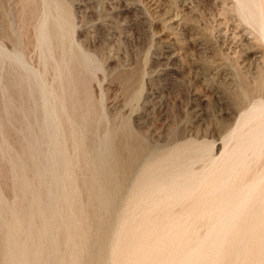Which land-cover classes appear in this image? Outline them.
Wrapping results in <instances>:
<instances>
[{
  "label": "rangeland",
  "instance_id": "1",
  "mask_svg": "<svg viewBox=\"0 0 264 264\" xmlns=\"http://www.w3.org/2000/svg\"><path fill=\"white\" fill-rule=\"evenodd\" d=\"M59 7L69 18L63 44L51 37ZM41 25L44 43L38 42ZM78 51L90 60L88 71H81L88 96H81L93 113L74 123L62 115L58 125L48 111L54 105L63 112L60 98L76 86L69 80L76 64L67 59ZM245 86L248 95L240 99ZM132 93L137 99L128 102ZM122 118L149 142L203 146L205 156L192 175L206 174L207 182L167 215L160 212L145 238L127 231L123 192L106 264H264V0H0V195L8 208L18 212L28 204L17 194L20 178L34 181L36 166L59 164V185L75 170L77 206L84 213H75L71 201L58 202L59 220L92 224L83 219L88 171L74 143L81 138L96 145ZM55 123L53 142L47 133ZM251 142L258 146L236 167L238 147ZM45 180L48 187L52 179ZM251 180L258 181L255 221L238 215ZM113 240L121 246L113 248ZM207 249L218 256L211 260ZM67 251L61 246L59 254ZM0 264H8L1 248Z\"/></svg>",
  "mask_w": 264,
  "mask_h": 264
},
{
  "label": "bare ground",
  "instance_id": "2",
  "mask_svg": "<svg viewBox=\"0 0 264 264\" xmlns=\"http://www.w3.org/2000/svg\"><path fill=\"white\" fill-rule=\"evenodd\" d=\"M59 9L57 8V12L60 15L52 23L51 37L63 44V30L69 25V18L63 8ZM44 27L41 25L39 28L38 42L41 43L48 38ZM67 60L71 64H76L74 69H69V80L76 86L68 91L65 98L63 96L60 98L62 113L54 105L49 108L48 116L55 119L58 125L62 115L66 122L74 123L78 118L85 119L92 112L84 89L86 79L81 74V71L83 73L88 71L90 60L82 51L72 52ZM248 92L245 86L240 92V99H245ZM82 94L86 96L82 97ZM137 96L138 93H132L128 102L137 99ZM57 123L48 126L47 135L53 142L57 141ZM194 145L196 142L190 141L160 144L149 142L123 118L118 125L110 127L96 145L94 141L84 144L83 139L78 138L74 147L80 154L79 160L84 162L88 171L87 179L84 181L88 208L83 219H89L92 224L82 220L83 222L77 225L71 218L59 220L62 210L56 208L55 203L58 202L66 205L71 201L74 212L84 214L81 207L77 206L80 191L74 181L75 170L68 171L65 183L61 181L62 184L59 185L58 179L55 178L59 164L50 170L36 166L34 181L22 177L17 184L19 199L28 201L24 209L16 212L8 208L0 195V238L3 241L0 248L6 255L8 264H62V260L63 264H106L109 230L113 222L121 218L114 214L123 192L127 195V231L135 237L145 238L157 226V222L154 221L160 212L165 211L163 216L167 215V209L179 206L201 182L204 180L207 182L206 174L200 179L192 175V166L201 161L206 153L203 146ZM257 146V143L251 142L238 147L239 151L233 158L236 167L242 168L246 160L245 151L255 149ZM35 155L36 151H29L31 160ZM46 175L52 179L50 184L59 190L58 192L55 189L49 190L50 184L47 187ZM222 180L226 179H220V184ZM218 185L217 183L215 186ZM244 192L246 197L242 198V204L239 206L241 212H238V215L242 217L241 219L255 221L256 213L253 209L259 193L258 181L251 180L246 184ZM246 205L247 212L243 214L242 209ZM3 215H8L9 220L4 221ZM66 224L70 227H66ZM170 229L171 227L167 231ZM227 229L228 227L221 229L222 238ZM218 235L219 230L213 235L214 239ZM117 244L120 245L117 240H113V248L118 246ZM61 246L68 247L64 257L59 254ZM212 252L211 249L209 253L212 255L211 260L218 256L216 251ZM195 253L200 255L202 252L198 250ZM76 255L80 257L77 261Z\"/></svg>",
  "mask_w": 264,
  "mask_h": 264
}]
</instances>
